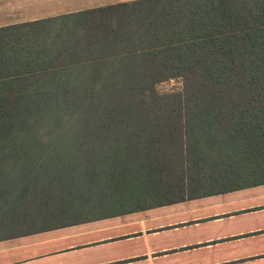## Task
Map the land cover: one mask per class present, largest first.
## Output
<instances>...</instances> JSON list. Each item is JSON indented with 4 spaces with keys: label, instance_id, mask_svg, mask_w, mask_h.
Masks as SVG:
<instances>
[{
    "label": "trees",
    "instance_id": "trees-1",
    "mask_svg": "<svg viewBox=\"0 0 264 264\" xmlns=\"http://www.w3.org/2000/svg\"><path fill=\"white\" fill-rule=\"evenodd\" d=\"M248 184H264V0H138L0 28V240ZM30 199L77 215L13 230Z\"/></svg>",
    "mask_w": 264,
    "mask_h": 264
},
{
    "label": "crops",
    "instance_id": "crops-1",
    "mask_svg": "<svg viewBox=\"0 0 264 264\" xmlns=\"http://www.w3.org/2000/svg\"><path fill=\"white\" fill-rule=\"evenodd\" d=\"M134 1L0 0V28ZM0 264H264V184L8 237Z\"/></svg>",
    "mask_w": 264,
    "mask_h": 264
},
{
    "label": "rangeland",
    "instance_id": "rangeland-1",
    "mask_svg": "<svg viewBox=\"0 0 264 264\" xmlns=\"http://www.w3.org/2000/svg\"><path fill=\"white\" fill-rule=\"evenodd\" d=\"M160 88H161V92H169L172 89L181 90L182 89V81H173L171 83L164 84V85L160 86ZM40 160H43V159H40ZM37 165L39 168H43L45 166V164H42V161L37 163ZM33 166L34 165H27L24 163H14L15 168H11V169H19V168H23V167H33ZM4 168L6 169V166ZM85 196H83V198ZM125 198L126 197H124V199ZM148 199H151V202H152V200H153V202L155 200L154 197H151V198L148 197ZM73 201H75V200H73ZM97 201L98 200L96 199V202ZM92 202H94V201H92ZM64 208H66V207H62L60 205V209H59V199H53V200L45 201L43 203L38 199L25 200V202H23V204H21V206H18L17 211L14 213V215L23 216L26 221H27V219L25 217H27L29 219L28 224L25 223V225L23 227H17L16 229H13V230L16 231V230H18V228H20L19 231H36V230L46 229V228H48L47 226L59 225L60 223L61 224L59 226H62L63 224H65L64 222H67V220H70L71 218H73L74 216L77 215V213H75L74 211H72V212L69 211L67 214H69V215L74 214V216L68 218V215H66L64 213L65 212ZM112 211H115V209ZM106 213H108V212H106ZM102 214H105V211H103L101 208H99V206L96 210L91 209V211H90V216L99 217ZM146 214H148V213H146ZM110 217H112V216H110ZM14 219H16V218H14ZM14 219H11L12 221L8 220L9 223H13ZM106 221H109V223L122 222V221H124V217H119L117 219L115 218V219H110V220H106ZM100 225H101V223H96L94 226H100ZM64 227H66V226H64ZM2 235L5 236L6 234L4 233Z\"/></svg>",
    "mask_w": 264,
    "mask_h": 264
}]
</instances>
